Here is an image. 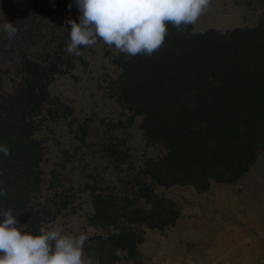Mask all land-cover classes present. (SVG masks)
Wrapping results in <instances>:
<instances>
[{
  "label": "trees",
  "instance_id": "obj_1",
  "mask_svg": "<svg viewBox=\"0 0 264 264\" xmlns=\"http://www.w3.org/2000/svg\"><path fill=\"white\" fill-rule=\"evenodd\" d=\"M0 16L19 29L13 39L0 34V145L11 153H0L7 192L0 209L38 233L86 200L85 225L102 230L86 234L92 264H114L122 253L137 260L146 229L175 223L177 203L155 186L203 192L233 183L264 150V12L254 26L223 32L168 25L151 57H129L102 41L69 55L75 0H0ZM83 76L124 110V120H96L92 110L81 118ZM136 116L159 155L136 159L112 133ZM92 159L97 165L89 167Z\"/></svg>",
  "mask_w": 264,
  "mask_h": 264
},
{
  "label": "rangeland",
  "instance_id": "obj_2",
  "mask_svg": "<svg viewBox=\"0 0 264 264\" xmlns=\"http://www.w3.org/2000/svg\"><path fill=\"white\" fill-rule=\"evenodd\" d=\"M263 12L264 0H211L192 27L195 31L214 28L223 32L254 26ZM86 78L79 80L82 88L76 92L86 97L77 100L81 118L88 117L92 110L96 120H124V110ZM140 123L141 116H136L130 126L123 124L112 133L124 139L136 159L159 155L162 149L146 143ZM95 160L88 166L97 165ZM155 191L177 203L178 219L165 229L145 230L137 247L139 259L122 253L114 264H264V150L249 171L233 183L213 182L203 192L189 185L155 186ZM77 201L86 209V200H76L75 204ZM83 210L76 208L45 225L60 227L64 234L72 235L102 232L85 225ZM85 258L91 261L86 254Z\"/></svg>",
  "mask_w": 264,
  "mask_h": 264
},
{
  "label": "clouds",
  "instance_id": "obj_3",
  "mask_svg": "<svg viewBox=\"0 0 264 264\" xmlns=\"http://www.w3.org/2000/svg\"><path fill=\"white\" fill-rule=\"evenodd\" d=\"M75 4L79 22L67 21L69 40L64 50L69 55L79 57L81 48H93L102 41L129 57H151L163 46L168 25L185 32L211 0H75ZM18 31L15 23L0 16V34L13 39ZM0 153L11 157L5 145H0ZM6 197L0 186V198ZM0 215V264H91L85 258L86 234H64L62 228L50 225H41L33 233L19 225L11 209H0Z\"/></svg>",
  "mask_w": 264,
  "mask_h": 264
}]
</instances>
